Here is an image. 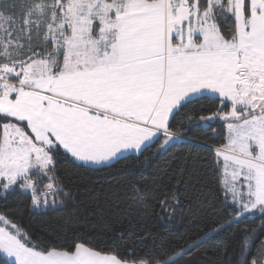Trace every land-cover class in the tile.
Masks as SVG:
<instances>
[{"label":"snow or ice","instance_id":"6c2138e0","mask_svg":"<svg viewBox=\"0 0 264 264\" xmlns=\"http://www.w3.org/2000/svg\"><path fill=\"white\" fill-rule=\"evenodd\" d=\"M221 121L217 145L188 136ZM178 144L189 149L152 198L175 212L188 180L209 189L214 227L186 247L139 233L130 243L126 228L140 227L135 206L147 195L130 180L93 212L65 213L46 238L10 199L59 212L73 199L66 166L112 168L132 154L146 162V152L163 156ZM256 215L264 218V0H0L4 264H178L202 245L215 257L192 264H264V239L256 245L264 219L239 227ZM234 226L241 235L229 253L216 240Z\"/></svg>","mask_w":264,"mask_h":264},{"label":"trees","instance_id":"16d2710c","mask_svg":"<svg viewBox=\"0 0 264 264\" xmlns=\"http://www.w3.org/2000/svg\"><path fill=\"white\" fill-rule=\"evenodd\" d=\"M215 130L216 135L213 134ZM189 137L199 139L201 143L217 145L226 136V126L223 121L219 124L213 123L212 128L207 127L194 128L188 132ZM189 149L187 144H178L176 148L163 156H153L145 153L148 160L145 162L143 156L132 154L129 159L121 161L112 168L98 170L75 169L72 166H66L69 176V188L73 199L66 201L65 208L59 212L49 211L47 214L30 210L27 197L10 198L18 209L19 219L24 225L30 226L42 237L52 235L60 227V218L67 212H72L77 206L80 209L87 207L89 212L95 210L97 202L104 205L108 198L110 190H116L117 184L123 187L125 181H131L137 186H143L147 195L143 197L142 203L136 204V209L144 212V217L139 228H126L133 233L131 244L135 243V233L140 235L150 234L151 244L155 240L157 244L161 241L175 247L187 246L192 243V239H199L205 232H210L214 225L211 224L209 212L211 209L204 203V196L209 189H201L194 179L187 181L188 197H181V203L175 212L170 209L165 210L159 206L158 200L152 198L153 190L164 191L166 186L172 182L170 176L174 174L178 160L176 157L186 153ZM193 154L206 156L208 153L201 148H194ZM127 169H132L130 173ZM185 185H180L179 190L184 191ZM203 193V194H202ZM209 202L214 198L209 196ZM170 203V202H169ZM176 207L175 205H171ZM261 219L259 215L253 216L246 224L239 227L258 228ZM239 227H235L226 233L223 237L217 238L216 244L223 247L224 244L230 245L229 253L237 250L240 240ZM144 231H140V229ZM264 239V234L256 237V245ZM207 249V250H206ZM217 248L211 245H202L191 256H185L178 264H192V261L200 259L202 256L215 257ZM255 253V248H252ZM8 260L0 252V264Z\"/></svg>","mask_w":264,"mask_h":264},{"label":"rangeland","instance_id":"374dc122","mask_svg":"<svg viewBox=\"0 0 264 264\" xmlns=\"http://www.w3.org/2000/svg\"><path fill=\"white\" fill-rule=\"evenodd\" d=\"M1 254L3 255V256H5L2 252H1ZM6 257V256H5ZM6 258H8V257H6ZM8 259H10V258H8Z\"/></svg>","mask_w":264,"mask_h":264}]
</instances>
